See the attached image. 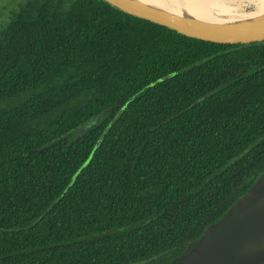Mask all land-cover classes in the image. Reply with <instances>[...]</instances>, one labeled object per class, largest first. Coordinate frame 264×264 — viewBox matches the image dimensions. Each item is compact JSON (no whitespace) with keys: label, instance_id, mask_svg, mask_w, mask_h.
<instances>
[{"label":"trees","instance_id":"1","mask_svg":"<svg viewBox=\"0 0 264 264\" xmlns=\"http://www.w3.org/2000/svg\"><path fill=\"white\" fill-rule=\"evenodd\" d=\"M29 93L0 105V264H170L264 172V41L23 0L0 102Z\"/></svg>","mask_w":264,"mask_h":264},{"label":"water","instance_id":"2","mask_svg":"<svg viewBox=\"0 0 264 264\" xmlns=\"http://www.w3.org/2000/svg\"><path fill=\"white\" fill-rule=\"evenodd\" d=\"M104 1L124 12L190 37L228 44L264 41V13L217 22L192 15L183 0L178 4L181 13L159 8L143 0ZM170 264H264V172L245 194L209 224L189 248Z\"/></svg>","mask_w":264,"mask_h":264},{"label":"bare ground","instance_id":"3","mask_svg":"<svg viewBox=\"0 0 264 264\" xmlns=\"http://www.w3.org/2000/svg\"><path fill=\"white\" fill-rule=\"evenodd\" d=\"M147 3H150L154 6H157L159 8H164L167 10H170L172 12L181 13V8L178 4H180L181 0H143ZM186 5L188 6V9L190 10V13L196 17L209 20V21H217V22H223V18H219L215 14V9L222 11L225 14H232L236 15L235 13L241 14L242 17H246L248 14L240 13L238 8H232L229 6H226V3L232 2V0H183ZM234 3V2H233ZM246 3H250L254 5L256 8V13H250V15H259L264 13V0H239L234 5L240 6L244 5ZM240 16V17H241ZM236 17V16H234ZM238 17V16H237ZM233 18V17H232Z\"/></svg>","mask_w":264,"mask_h":264},{"label":"rangeland","instance_id":"4","mask_svg":"<svg viewBox=\"0 0 264 264\" xmlns=\"http://www.w3.org/2000/svg\"><path fill=\"white\" fill-rule=\"evenodd\" d=\"M21 1L23 0H0V31L4 27V25L8 23L10 16L12 15V12L18 7ZM238 1L239 0H232V2H229V3L225 2V4L226 6H229L232 8H238L239 10H237V12L239 11L240 13H243V14L249 15L250 13H254V11L256 13V8L254 7V5L250 3H246L244 5L240 4V6L234 5ZM214 11H215L216 16H218L219 18H223L222 20H236L242 17L241 14H238V13H235L236 15H232V14H225L222 11L217 10V9H215ZM31 94L32 93H29L28 95H25V96H20L18 98L9 99L4 102H0V105L5 106V105H11V104H18L24 99H26L28 96H30Z\"/></svg>","mask_w":264,"mask_h":264}]
</instances>
